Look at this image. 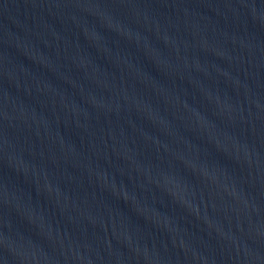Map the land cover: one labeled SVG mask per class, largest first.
I'll use <instances>...</instances> for the list:
<instances>
[{
    "label": "water",
    "instance_id": "obj_1",
    "mask_svg": "<svg viewBox=\"0 0 264 264\" xmlns=\"http://www.w3.org/2000/svg\"><path fill=\"white\" fill-rule=\"evenodd\" d=\"M0 264H264V0H0Z\"/></svg>",
    "mask_w": 264,
    "mask_h": 264
}]
</instances>
